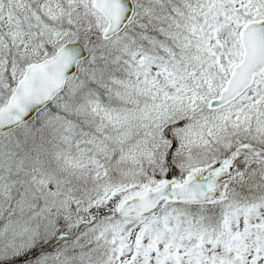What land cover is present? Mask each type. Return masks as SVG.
I'll return each instance as SVG.
<instances>
[{"label":"snow or ice","instance_id":"1","mask_svg":"<svg viewBox=\"0 0 264 264\" xmlns=\"http://www.w3.org/2000/svg\"><path fill=\"white\" fill-rule=\"evenodd\" d=\"M0 264H264V0H0Z\"/></svg>","mask_w":264,"mask_h":264}]
</instances>
